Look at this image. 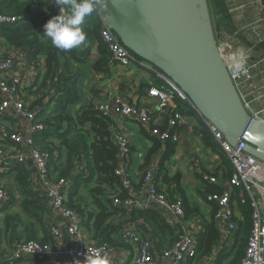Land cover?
Segmentation results:
<instances>
[{"label":"built area","instance_id":"obj_1","mask_svg":"<svg viewBox=\"0 0 264 264\" xmlns=\"http://www.w3.org/2000/svg\"><path fill=\"white\" fill-rule=\"evenodd\" d=\"M44 1L54 10H59L60 6L55 0ZM95 13L100 23L101 42L109 54L108 65H137L149 70L160 81L159 85L145 89L146 96L155 103L153 109L120 99L89 105L92 106L91 110L107 120L109 139L117 151L114 170L117 186L106 193L115 212L103 225L102 233L93 237L80 210L69 203V196L75 186L74 178L82 173L85 177L88 175L87 164L85 161L79 166L73 163L74 170L70 176H57L55 164L59 158L55 143L46 142L42 145L38 141L40 135L53 130L54 122H47L46 119L51 110H45L48 105L53 109V103L45 100L43 104L31 108V104L25 102L27 79L20 62L27 59L26 52L1 55L0 174L9 178L14 165L25 169L26 188L41 197L43 202L42 225L49 242L13 241L11 252L6 258L0 257V264H75L76 261L77 264H93L96 260H105V264H217L219 254L232 249L238 230L239 221L234 211L237 204L232 201L233 194L239 196L240 208L248 207L251 212V228L238 264H264V163L245 151L248 142L243 137L238 139L235 146L230 145L176 85L120 43L97 7ZM21 20V16L0 14V28L13 26ZM252 32L256 42L261 40L262 31L253 28ZM216 42L244 109L253 119L264 122V57L255 59L252 47L247 50L241 43L238 46L224 34L216 36ZM174 99L184 102L193 111L209 133L217 153L231 168L232 189L210 193L205 197L209 221L203 213L187 215L180 194L174 187L169 190L163 183L166 145L167 142H178L183 115L177 109L171 110L165 130L155 128V124ZM116 116L134 122L157 142L158 148L149 159L146 160V156L141 153H132L128 139L114 131L112 123ZM133 158L141 167L136 184L130 177ZM207 183L216 185L218 181L210 177ZM15 199L7 187H0V213L9 210L21 213L20 207L16 208ZM209 204L214 207L212 214ZM74 205L83 208L82 203L75 202ZM144 210L154 211L173 231L174 238L170 244L162 246L151 228L147 234L142 233L140 224L143 226L145 221L134 219L133 215L136 211ZM242 219L240 212V222ZM210 221L219 234L218 244L209 254L200 255L198 238ZM110 226L120 227L112 242L102 239L103 232ZM117 244L130 249L124 247L125 251L120 257ZM129 256L131 258L128 260Z\"/></svg>","mask_w":264,"mask_h":264},{"label":"crops","instance_id":"obj_2","mask_svg":"<svg viewBox=\"0 0 264 264\" xmlns=\"http://www.w3.org/2000/svg\"><path fill=\"white\" fill-rule=\"evenodd\" d=\"M220 1L223 4L224 13L221 11L215 12V19L225 27L223 34L229 37L230 42H234L238 46L241 43L247 50L252 47L255 59L264 57V0ZM253 28L258 32H263L261 40L257 42L254 38L255 34L252 32ZM76 49L80 52L85 51L87 54L84 62H73L70 66L71 71L77 74L75 82L77 100L73 104L68 102L64 111L60 110V105L56 104V101L62 97L61 94L56 95L59 90L56 75L51 73L47 75L43 64L40 62L32 63V65L27 59L20 62L24 67V74L27 79L24 87L25 102L31 104V108H33L37 104H43L45 100L46 102L50 101L53 103V109L49 105L45 107L46 111L51 110L49 117L56 115L58 118L59 113L62 112V116H66L71 120H63L58 125L56 124L51 132L38 137V141L42 145L46 142L55 143V150L59 158V161L55 164L58 175L61 172L67 173L65 168L69 153L73 154L72 164L79 166L84 161L87 164L89 149L97 136L93 133L90 124H83L81 129L76 126L75 118L84 107L106 100L120 99L122 102L149 106L153 109L155 103L146 96L145 89L160 84V81L143 67L137 65H108L105 51L101 49L99 42L96 40L89 41L86 39ZM20 51L21 49L15 48L6 42L0 29V56L16 55ZM63 98L65 97L63 96ZM176 109L182 113L183 123L179 132V140L177 143H171L173 145L172 154L163 163L165 175L163 183L169 190H171L170 187H174L180 194L187 215L190 213H203L209 221L208 205L205 196L203 197L205 188H210L219 193L231 190V168L224 158L217 153L212 139L205 132L201 121L184 102L174 99L166 113L162 114L160 119L156 121L155 128L165 130L170 117L169 112ZM112 125L115 132L128 139L132 153H141L146 157L150 154L155 141L148 135L146 130L134 122L118 116L114 117ZM75 156L76 159H74ZM73 170L71 169L67 175L70 176ZM140 172L141 167L138 161L133 158L130 177L135 184L139 181ZM10 175L12 179H9L10 177L5 178L8 176L0 174V181L5 179V182L9 183L10 193L16 198V208L20 207L21 209L23 189L19 188L15 178L16 175L14 173H10ZM210 177L216 178L218 183L216 185L208 184L207 179ZM206 184L209 188L205 186ZM93 186H95V183L91 182L88 185L80 184L77 194L78 200L89 204L88 190ZM234 211L237 220L240 222V209L235 208ZM14 213L10 210L0 213V226L6 220L10 221L9 219L12 217L10 215H14ZM19 216L21 217L22 214H19ZM15 219L17 220V217ZM119 228V226H110L104 235L105 240L114 241ZM140 229L142 233L147 234L150 226L145 222L143 226L140 224ZM44 236L46 242H43ZM38 242H49V238L44 231L39 232ZM166 243L169 242L166 241ZM117 245L120 257L123 256L122 252L125 249H130L122 244ZM225 254L228 253L225 252ZM130 258L131 256L127 259ZM231 261L233 260L226 257L220 260V264H229Z\"/></svg>","mask_w":264,"mask_h":264},{"label":"trees","instance_id":"obj_3","mask_svg":"<svg viewBox=\"0 0 264 264\" xmlns=\"http://www.w3.org/2000/svg\"><path fill=\"white\" fill-rule=\"evenodd\" d=\"M212 8L214 13L217 11L222 12L223 4L220 0H212ZM0 14L5 16L22 17V20L17 24L13 26H3L0 28L2 36L9 45L26 52L29 63L40 62L43 64L47 75L49 73L56 75L55 78L59 89L56 92V95L61 94L62 96L60 97V100L56 101V104H58V106L60 105V110L64 111L68 102L73 104L77 100L75 91L77 74L71 71L70 66L73 62H84L87 52H80L76 48L68 51L58 49L51 44L47 37L43 36L45 23L52 17L59 14V10H54L52 6L44 0H0ZM215 26H219L217 36L219 34L222 35L225 27L221 25L218 20H216ZM82 29L86 34V39L89 41L96 40L99 42L101 49L105 51L106 62L108 63L109 54L105 44L101 42L99 36L100 23L96 17L95 11L85 18ZM63 96L65 98H63ZM49 103L52 102L49 101ZM91 109L92 106L84 107L81 113L75 118L77 127L81 129L83 124H90V126H92L93 133L96 134L97 137L91 144L89 149L90 153L87 157L88 175L85 177V175L81 174L74 178L75 186L69 196V203L76 210H80L84 217L87 229L94 237L97 234L102 233L101 229L103 225L115 212L110 205V201L106 197V193L114 190L117 186V178L114 175L117 151L109 139V133L107 132V120ZM48 115L46 116V119L49 117ZM80 115L82 117L81 120L79 119ZM58 116V118L56 115L49 117L47 122L53 121L55 126L63 120L71 121L66 116H62V112H60ZM166 147L167 150L164 157L165 160L169 158L173 151V145L170 142H167ZM157 148L158 144L155 141L154 147L151 149L150 154L146 157V160L149 159ZM72 156L73 154L69 153L66 159L65 170L67 173L61 172L60 175L57 173L58 177H65L68 172L74 168V165L71 163ZM11 173L16 175V182L19 185V188L21 190L23 189V201L21 204L22 213L34 220L38 224L39 232L42 233L44 228L42 225L43 202L41 197L26 188L27 172L23 167L14 165L11 167ZM164 180L165 178L163 181ZM90 182L95 183V186L88 190V198L90 199V202L89 204H86L83 201L81 202L78 200L77 194L80 184L88 185ZM205 186L209 188L207 184ZM207 193L210 194L219 192L210 188H205L203 197H206ZM232 201L236 202V208L240 209L241 215L243 216L242 221L238 223V230L236 231L234 245L232 247L233 249L235 246H239V248L240 245L246 246L247 237L251 228V212L248 207L240 208L238 203L239 196L237 194L232 195ZM75 202H81L83 208L80 209L78 206H75ZM209 207L212 209L210 211L212 214L214 207L211 204H209ZM133 218L142 219L148 223L153 234L160 240V244L162 246L168 245L172 242L174 238L173 231L154 211H136L134 212ZM7 224L9 225L8 222ZM107 229H109V227ZM106 231L107 230H105L102 234L103 240H105L104 235ZM39 232L31 235L28 240L38 241ZM14 239L16 238L14 237ZM218 239L219 234L213 223L211 221L208 222L205 230L198 238L200 255L209 254L218 244ZM43 240V242H46L45 236ZM166 241L169 243H166ZM232 249L223 250L219 254L217 264H220L221 259L228 257ZM225 252L228 254L224 255ZM239 260L240 258L236 257L229 264H238Z\"/></svg>","mask_w":264,"mask_h":264},{"label":"water","instance_id":"obj_4","mask_svg":"<svg viewBox=\"0 0 264 264\" xmlns=\"http://www.w3.org/2000/svg\"><path fill=\"white\" fill-rule=\"evenodd\" d=\"M96 7L120 43L176 85L235 146L264 163V122L244 109L222 62L207 0H99Z\"/></svg>","mask_w":264,"mask_h":264},{"label":"clouds","instance_id":"obj_5","mask_svg":"<svg viewBox=\"0 0 264 264\" xmlns=\"http://www.w3.org/2000/svg\"><path fill=\"white\" fill-rule=\"evenodd\" d=\"M55 3L60 6L59 14L45 23L43 36L58 49L78 48L86 40L82 29L85 18L95 11L99 0H55ZM93 264H105V260H96Z\"/></svg>","mask_w":264,"mask_h":264},{"label":"rangeland","instance_id":"obj_6","mask_svg":"<svg viewBox=\"0 0 264 264\" xmlns=\"http://www.w3.org/2000/svg\"><path fill=\"white\" fill-rule=\"evenodd\" d=\"M207 4L210 12L211 23L214 27L216 24V19L214 10L212 8V0H207ZM222 12L224 13V10H222ZM8 184L9 183L5 182V179H2L0 181V187H7L10 192ZM19 214H22V216L20 217ZM19 214L17 213V211H15L14 215H10L12 216L9 219L10 221L6 220L5 223L0 226V257L2 258H6L7 255L11 252V244L13 241H26L31 235H33L34 233L37 234V232H39L38 224L34 220L24 215L22 211ZM16 217L17 220L15 219ZM7 222H9V225L7 224ZM14 237L16 239H14ZM244 248L245 245H240V248L239 246H235L229 253L228 257L231 260L235 259L236 257L241 258Z\"/></svg>","mask_w":264,"mask_h":264}]
</instances>
